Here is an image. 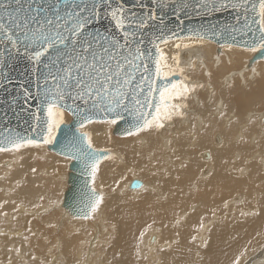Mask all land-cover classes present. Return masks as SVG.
<instances>
[{
	"label": "bare ground",
	"instance_id": "obj_1",
	"mask_svg": "<svg viewBox=\"0 0 264 264\" xmlns=\"http://www.w3.org/2000/svg\"><path fill=\"white\" fill-rule=\"evenodd\" d=\"M247 50L246 55L230 46L217 49L214 43L195 38L166 42L160 46L164 57L162 77L164 73H173L168 78L179 76L176 84L181 88L187 86L190 91L172 101L179 107L170 120L164 121V127L153 126L126 140H117L109 138L108 133V127L116 123L85 125L95 149L113 150L99 164L94 184L99 193V187L107 186L109 190L103 191H108L110 198L90 215L89 222L72 217L60 222L58 208L52 212L58 222L56 229L50 225L54 227L50 233L55 239L48 254L55 264H73L64 255L72 252L76 237L83 239L82 234L91 231L94 222L97 224L93 220L97 219L115 224L114 253L120 255L121 264H140L135 258V243L141 229L146 230V238L144 245L139 246V255L149 258L150 263L236 264L241 260L239 264H250L246 263L248 257L264 242V69L259 73L260 65L256 63L260 60L250 64L258 51ZM242 56L245 58L241 59ZM238 69L242 71L229 79L228 75ZM249 73L254 78L250 79ZM59 110L63 120L68 118L67 112ZM48 152L37 142L24 143L20 150L8 153L19 154L16 158L0 159V197L10 198L7 211L2 212L8 220L0 221V240H14L5 241V247H11L13 254L18 253L17 247L27 237L20 228L26 206L30 210L42 200L50 205L63 202L64 193L57 187L60 182L51 185L52 189L46 183L56 180L53 163L67 167L71 161ZM22 157L25 158L18 163ZM51 157L57 160L51 162ZM13 164L16 169L8 178ZM27 172L35 178H27ZM60 180L66 184L68 174ZM135 180L145 181L140 189L131 188ZM29 212L31 216L39 214ZM30 223L24 227L32 226ZM12 253L10 258L16 263L19 257ZM255 259L254 264H264V253ZM38 262L31 259L30 263ZM92 264H107L106 254Z\"/></svg>",
	"mask_w": 264,
	"mask_h": 264
},
{
	"label": "water",
	"instance_id": "obj_2",
	"mask_svg": "<svg viewBox=\"0 0 264 264\" xmlns=\"http://www.w3.org/2000/svg\"><path fill=\"white\" fill-rule=\"evenodd\" d=\"M260 3L261 0H0V147L12 149V140L43 143L50 102L67 112L71 122L59 127L49 150L72 160L62 206L72 217L86 219L79 210L85 207L88 186L92 185L84 165L87 141L81 142L80 127L89 119L116 120L114 135L123 137L129 130L135 132L137 109L147 112L146 103L159 104V91L180 79L177 75L167 80L162 75L156 78L160 46L195 38L218 47H258L264 37ZM113 10L122 14L123 27H117L111 16ZM77 16L88 18L79 38L71 31ZM25 32L37 38L59 33L65 40L37 62L34 57L42 50L40 43H29ZM262 59L264 50H258L250 64ZM67 72L71 78L66 84ZM77 79L85 86L83 89ZM125 80L128 84H124ZM105 88L124 96L125 107L110 104ZM150 88L157 91L154 98L146 101ZM109 107L114 110L109 111ZM97 151L102 157L100 164L109 152ZM137 183L143 185L135 180L131 188L137 189L133 187Z\"/></svg>",
	"mask_w": 264,
	"mask_h": 264
},
{
	"label": "rangeland",
	"instance_id": "obj_3",
	"mask_svg": "<svg viewBox=\"0 0 264 264\" xmlns=\"http://www.w3.org/2000/svg\"><path fill=\"white\" fill-rule=\"evenodd\" d=\"M199 40H201V39H199ZM211 42V41H210ZM213 43V42H212ZM216 45V44H215ZM216 47H217V49H219L220 47H218L217 45H216ZM230 48L231 49H233L234 51H240V52H243V53H245L246 55L248 54V52H249V50H247V49H245V48H237V49H235V48H233L232 46H230ZM250 51H252V50H250ZM162 55V54H161ZM161 55H160V58H161ZM242 58H245V56H242L241 57V59ZM251 59V58H250ZM247 61H249V59H247L246 61H244V65L245 64H247ZM262 62H264V60H260L259 62H257L256 64H259L260 66H259V68H258V71H259V73H262V71H263V69H264V63H262ZM247 68H248V66H247ZM162 69V68H161ZM249 69H251V67H249ZM242 71V69H238L236 72H231L228 76H230V78L229 79H232L233 78V75H234V73H240ZM184 76L186 75L185 74V72L184 73H182ZM192 74V73H191ZM194 74V73H193ZM250 74V73H249ZM188 75H190V74H188ZM232 76V77H231ZM249 78L250 79H252V78H254L253 76H252V74H250V76H249ZM173 103V102H172ZM68 114V113H67ZM69 115V114H68ZM68 118L70 117V121H68V118H66L65 117V119H64V123L63 124H69L70 122H71V116L69 115V116H67ZM89 123H87V124H85L86 126L88 125ZM85 125H83L82 127H80V129L79 130H81V129H84V131H80L81 133H83V134H87V136L88 137H90V131H89V129L86 127L85 128ZM111 127H113V129H114V127H115V125H113V126H111ZM111 127H108V128H110L109 129V131H108V133L110 132V134H109V138H117V140H126V138H129L131 135H127V136H123V137H119V136H116V135H114L113 134V129L111 128ZM115 138V139H116ZM124 138V139H123ZM40 145H42V146H44V149L46 150V152L49 150V146L51 145V144H45L44 142L43 143H39ZM36 145L37 144H35V147H36ZM33 147V146H32ZM46 147V148H45ZM37 148V147H36ZM94 148V147H93ZM95 149V148H94ZM20 150V149H19ZM97 150H101V151H108L109 153H111L113 150L111 149V148H100V149H97ZM13 151V149H9V150H7V151H3V152H0V159L1 158H7L8 156L9 157H13V158H16V156H18V155H15V154H8L9 152H12ZM207 152V151H206ZM49 154L51 153V154H53V152H51L50 150H49V152H48ZM54 155H55V153H54ZM111 156V154L106 158V159H108L109 157ZM59 157H61V156H59ZM25 157H22V158H20V160H18L17 162L18 163H21L22 161H23V159H24ZM62 158H64V159H68V160H70V161H72L71 159H69V158H65V157H62ZM105 159V160H106ZM46 160V159H45ZM44 159H43V161H45ZM54 160H57L55 157L54 158H52L51 157V159H50V161L51 162H53ZM61 163H59V162H56V163H53L52 164V167L54 168V171L56 172V174L54 175L55 176V178H56V180L55 179H53L54 180V182H53V184H51V183H46V185L47 186H49V187H51V189H52V186L51 185H53V187H54V183L55 182H60L61 183V180H60V177H62L64 174H68V170H69V166L67 165V167L64 165V164H62V165H60ZM14 165V168L11 170V172H10V174L7 176L8 178H10V176L14 173V170L16 169V165L15 164H13ZM57 166V167H56ZM65 166V167H64ZM47 176V175H46ZM26 177L28 178V177H33V178H35V176H34V174L32 173V172H27L26 173ZM57 177H59V180H58V178ZM134 179H138L137 177L136 178H134ZM131 180V179H130ZM128 181V180H127ZM126 181V182H127ZM137 181H139V180H137ZM65 180L63 181L62 180V183H63V185H62V183L60 184V183H57L58 185H60V186H58L56 183V185H57V187L60 189V191H61V193L63 194L64 193V191L66 190V186H67V183L65 184ZM142 183H144L143 181H141ZM147 182V181H146ZM149 182H150V180H149ZM49 184V185H48ZM25 186H27V184H24ZM66 185V186H65ZM124 185H126V183L124 184ZM62 187H64L63 189H62ZM100 188V190L102 191V193L101 194H104V197H103V201L105 200V201H107L110 197H109V195H108V191H103V190H109V188L107 187V186H102V187H99ZM141 188V187H140ZM140 188H137V189H140ZM50 189V188H49ZM130 190V189H129ZM99 192V191H98ZM126 192V191H125ZM125 192H123V194L125 195L126 193ZM62 194H61V197H62ZM237 196H240V195H237ZM9 200H10V198H9V196H2V197H0V221H6V220H8L6 217H2V212H6L7 211V203L9 202ZM105 201L104 202H102V203H105ZM43 202V203H42ZM62 203H61V200H60V202L56 205V203L55 204H52V205H50L49 204V202H45V201H40L39 202V204H37L35 207H33V208H31L30 210H29V207L28 206H26V213L24 214L23 213V219L25 220H22L21 222H20V224H21V226H20V228H22V230H24L25 231V233H26V238L24 239L25 240V242H24V240H23V242H22V245H19L17 248H18V253H19V255H18V253H16L15 252V254H13L12 253V251L13 250H11V247L9 248V247H5L6 246V242L5 241H7L8 239L11 241L12 239H10V238H8V239H6V238H4V239H2V240H0V244H2V245H0V264L1 263H3V264H7L8 262V264H14L15 262H13L14 260L12 259V258H10L11 257V253L15 256V257H19V258H16L17 259V262L15 263V264H32V263H30L31 262V259H34L35 261H37L38 262V260H39V262H38V264H55V261H53V256H51V255H49V254H51V250H50V245H54V239H55V237L53 238V235L50 233L51 231H52V229H54V227L56 226L57 227V224H56V222H58L57 221V217L56 216H52V212L54 211V210H56L57 208V210H56V212H59V215H60V218H59V221L61 222L62 220H65V221H68L69 219H71V215L68 213V211L67 210H65L63 207H62V205H61ZM56 205V206H55ZM59 205V206H58ZM55 208V209H53V208ZM34 208H35V210H34ZM63 210H62V209ZM41 209H45L44 211H41ZM19 210H21L20 209V207H19ZM34 210V211H33ZM60 210V211H59ZM61 210L63 211V212H61ZM65 210V211H64ZM29 211H31V212H37L38 213V211H39V214H37V215H32L31 216V214H30V212ZM67 212V213H66ZM69 215V216H66V215ZM32 217H33V219H35V220H33L32 219ZM91 217H89V218H86V222H89L91 219H90ZM31 219H32V221H31ZM72 219H75L74 217H72ZM71 219V220H72ZM89 220V221H88ZM34 221V222H33ZM94 221H96V223L97 224H95V222ZM98 219L97 220H93V222H94V229H93V227L90 229L91 231H89L88 233H86L84 236H83V234H82V237H83V239L82 238H79V237H81L80 235H78L79 237L77 238L76 237V243H75V247H72V252L69 254V255H64V256H66L65 258L69 261V260H71V262L73 263V264H76V262H78V260H79V263L78 264H85V262H86V264H92V263H94V262H96L99 258H104L105 257V254H106V261H107V264H121L120 262H121V257H120V255L118 254V253H114L115 252V250H114V247H116V245H117V243H116V236H115V233H116V229H115V224H113V222H111V221H104V220H100L99 221V223L100 224H98ZM30 222H32V226H27V227H24L25 225H27L28 223H30ZM39 223V224H38ZM55 223V224H54ZM111 223V224H110ZM31 224V223H30ZM53 224V225H52ZM102 224H104L105 225V227H104V225H102ZM110 224V225H109ZM40 225V226H39ZM50 225H52V226H54L53 228L52 227H50ZM56 227H55V229H56ZM100 229H98V228ZM40 228V230H37V229H39ZM106 228V229H105ZM32 229V230H31ZM43 231H42V230ZM46 229V230H45ZM143 230V231H142ZM4 231H6V229L4 230ZM31 231H33V232H31ZM45 231V232H44ZM100 231H101V233H100ZM142 231V232H141ZM43 232V233H42ZM48 232H49V234H48ZM97 232V233H96ZM140 232V233H139ZM138 232V234H137V242L138 243H135V258L136 257H138V259H139V261H140V264L143 262V264H154V263H150V259L149 258H147V257H141V255H139L140 254V251H141V247H139L141 244L142 245H144V243H145V238H146V230L145 229H141L140 231ZM37 234V235H35V237L36 238H34L33 237V235L34 234ZM93 233V234H92ZM100 233V234H99ZM144 233V234H143ZM10 234V233H9ZM2 235V233H0V236ZM3 235H6L5 234V232L3 233ZM92 236V237H91ZM139 236V237H138ZM263 236V235H262ZM9 237V236H8ZM94 238V239H93ZM113 238V239H112ZM36 239V240H35ZM90 239V240H89ZM106 239V240H105ZM151 239V238H150ZM93 240V241H92ZM113 240V241H112ZM3 241H4V243H3ZM12 241H14V240H12ZM47 241V242H46ZM140 241V242H139ZM51 242H53V243H51ZM56 242H57V240H56ZM262 242H263V238H262ZM24 243V244H23ZM46 243V244H45ZM57 243H59V242H57ZM92 243H94V244H92ZM43 244V245H42ZM91 244H92V246H91ZM57 244H55V246H56ZM48 246H49V248H48ZM83 246H85V247H83ZM91 246V247H90ZM46 247L48 248V249H46ZM261 247V248H260ZM259 248H255V251H257V252H254V253H252L249 257H248V260H247V262L246 263H250V264H254V263H256L257 262V260L255 259V257L256 256H258V255H260L261 253H264V242L261 244V246H260ZM6 250H5V249ZM44 248H45V250H44ZM74 248V249H73ZM96 248H99V249H96ZM102 248V249H101ZM113 248V250H111ZM20 249H21V251H20ZM98 251H96V250ZM9 250H10V252H9ZM74 250V251H73ZM252 250H254V248H251V251ZM96 251V252H95ZM25 252L27 253V255L25 254ZM47 252V253H46ZM74 252V254H72ZM110 252H111V254H110ZM7 253H9L8 255H7ZM22 253H24V254H22ZM46 253V254H45ZM49 253V254H48ZM96 253V254H95ZM99 253H102V255L100 256L99 255ZM4 254V255H3ZM45 254V255H44ZM72 254V255H71ZM119 256H118V255ZM2 255V256H1ZM30 255H31V257H30ZM82 255V256H81ZM5 258H4V257ZM30 258H29V257ZM50 256V257H49ZM68 256V257H67ZM116 256H117V258H116ZM119 257V258H118ZM6 260H4V259ZM10 258V259H9ZM71 258V259H70ZM112 258V259H111ZM1 259H2V261H1ZM11 259H12V262H11ZM29 261H28V260ZM46 259V260H45ZM91 259V260H90ZM109 259H111V260H109ZM119 259H120V262H118L119 261ZM9 260V261H8ZM5 261V262H4ZM93 261V262H92ZM109 261V262H108ZM24 262V263H23ZM29 262V263H28ZM239 262H241V260H239Z\"/></svg>",
	"mask_w": 264,
	"mask_h": 264
},
{
	"label": "snow or ice",
	"instance_id": "obj_4",
	"mask_svg": "<svg viewBox=\"0 0 264 264\" xmlns=\"http://www.w3.org/2000/svg\"><path fill=\"white\" fill-rule=\"evenodd\" d=\"M93 8L95 9V5H93ZM111 16L113 20L117 21V27H123L124 20L122 14L118 10H113L111 12ZM259 16L261 18V23L264 24V0H261V3L259 5ZM49 23H52L49 21ZM88 24V18L86 17H79L77 16L75 18V22L71 25V31L72 34L76 37H81V33L84 32V29L86 25ZM0 27H3V25H0ZM85 36H87V33H84ZM9 40L11 41V34H9ZM24 38L28 40L29 43L31 44H36L40 43L41 51L37 52L35 54V60L39 62L40 58L47 53V51L53 47H55L59 43H63L65 38L60 36L59 33L56 34V36L49 37L45 35H41L39 38L35 34H33L31 37L28 36V34L25 32L24 33ZM95 39V38H94ZM13 46L15 47L16 44L13 41ZM28 45L26 44L25 47ZM179 47V45H177ZM252 51H258V50H264V37H262L261 43L259 44L258 47L254 46ZM164 57L161 55V58L156 61V78L159 79L162 75V70H161V60H163ZM131 63V62H130ZM134 67H138L136 65H133ZM147 66L145 65V68ZM173 73H164L163 78L165 80L168 79L169 75ZM71 78V73L67 72L65 74V83H68V80ZM111 79V77H109ZM128 80L124 81V84H128ZM77 85L83 89L85 86L81 84V81L77 79L76 81ZM97 83H100L103 86V82L97 80ZM119 83V81H117ZM87 91V94L90 96L92 94L90 90ZM143 91V89H141ZM157 90L154 88H150L146 97L147 99L154 98V92ZM190 91L187 86H181L176 83H172L170 85L166 84L163 90L159 91V104L152 105L150 103H146V107L148 109L147 112H145L142 108L137 109V115L135 116L136 119V125H135V132L132 130L128 131V135H133V134H139V132L152 128L153 126L157 128H163L164 127V121L165 120H170L172 116L176 113L178 109V105L172 103L174 100L181 99L184 95V93ZM58 95L60 98L63 97V93L59 92V89L57 90ZM105 94L107 95V98L111 103H114L116 107H125L123 104L124 101V96L117 94H112L109 89L105 88ZM80 95V93H78ZM99 95V93H98ZM119 96V98H117ZM47 96L45 97V100L47 101ZM137 105H140V101H136ZM67 107V106H65ZM111 107H109V111H112ZM154 111V115H152V112ZM47 113H48V119L45 121V131L47 133L46 136H44V143L46 144H52L55 142L56 139V132L59 130V127L64 123L63 120V112L60 111L55 102H50L49 106L47 108ZM89 123H91V119L88 120ZM117 121L112 120L109 121V123L115 124ZM83 124V120H82ZM81 142H84L85 140L87 141V149L88 151H84V165L87 170H89V175L91 177V185L93 186H88V195H87V201L85 204L84 208H81L79 211L85 216V218H88L90 214L95 213L99 210L100 205L103 202V197L99 195L96 192V189L94 187L95 184V175L99 167V161L102 159V157L99 155V152L95 150L92 146L91 138L87 136V134H83L80 138ZM12 149L13 150H19L21 147L24 146V143L19 141V140H12ZM27 144H34L35 141L33 140H27ZM9 149H6L4 147H0V152L7 151ZM75 158V157H74ZM134 188H140L142 185L139 183L133 185ZM236 264H239L237 261Z\"/></svg>",
	"mask_w": 264,
	"mask_h": 264
}]
</instances>
